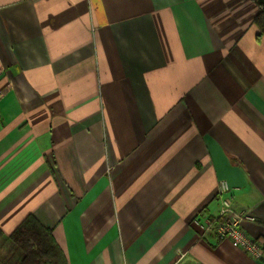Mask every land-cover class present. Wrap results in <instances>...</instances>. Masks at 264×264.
<instances>
[{
	"label": "crops",
	"instance_id": "1",
	"mask_svg": "<svg viewBox=\"0 0 264 264\" xmlns=\"http://www.w3.org/2000/svg\"><path fill=\"white\" fill-rule=\"evenodd\" d=\"M251 0H0V264L32 215L67 264H264V36ZM225 180L255 258L204 234ZM2 259V260H1Z\"/></svg>",
	"mask_w": 264,
	"mask_h": 264
},
{
	"label": "trees",
	"instance_id": "2",
	"mask_svg": "<svg viewBox=\"0 0 264 264\" xmlns=\"http://www.w3.org/2000/svg\"><path fill=\"white\" fill-rule=\"evenodd\" d=\"M251 1L258 8L253 23L258 36H264V0ZM8 239L20 254L17 264H67L51 230L41 225L32 215H28L10 233Z\"/></svg>",
	"mask_w": 264,
	"mask_h": 264
},
{
	"label": "built area",
	"instance_id": "3",
	"mask_svg": "<svg viewBox=\"0 0 264 264\" xmlns=\"http://www.w3.org/2000/svg\"><path fill=\"white\" fill-rule=\"evenodd\" d=\"M230 187L225 180L217 184L218 210L214 216L194 219L203 233L213 234L219 240H228L237 248L252 257L259 258L263 253L262 243L248 236L242 229V221H254V217L246 211L233 209L229 196Z\"/></svg>",
	"mask_w": 264,
	"mask_h": 264
},
{
	"label": "rangeland",
	"instance_id": "4",
	"mask_svg": "<svg viewBox=\"0 0 264 264\" xmlns=\"http://www.w3.org/2000/svg\"><path fill=\"white\" fill-rule=\"evenodd\" d=\"M12 248L15 250V248L12 246ZM16 254H14V251H12V253H10V255L9 256H6V259H4V260H2V262L1 263H4V261L6 260V264H10L11 262H10V260L12 261L13 259H15L16 258ZM19 261V260H18Z\"/></svg>",
	"mask_w": 264,
	"mask_h": 264
}]
</instances>
